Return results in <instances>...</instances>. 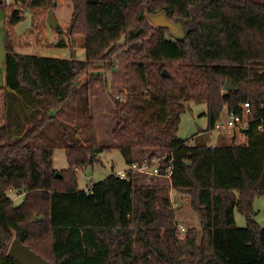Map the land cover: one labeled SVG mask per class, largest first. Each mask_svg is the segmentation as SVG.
Instances as JSON below:
<instances>
[{"label":"trees","instance_id":"16d2710c","mask_svg":"<svg viewBox=\"0 0 264 264\" xmlns=\"http://www.w3.org/2000/svg\"><path fill=\"white\" fill-rule=\"evenodd\" d=\"M72 1L68 34L84 35V60L15 50L14 26L27 14L34 20L36 10L48 17L58 0H14L3 8L0 264H20L8 254L14 239L52 264H264V227L252 210L254 197L264 194V0ZM158 12L191 26L175 41L177 59L193 81L192 99L206 103L207 131L215 129L225 110L242 115L249 102L246 142L220 136L210 145L202 132L199 142L176 143L175 113L157 125L119 109L112 134L125 161L129 165L167 155L161 174L128 172L121 178L113 173L80 189L71 167L93 164L110 147L98 144L96 137L98 107L92 92L101 77L92 74L82 84L79 78L96 63L109 61L121 39L129 45L144 41L151 28L169 31L149 23V13ZM227 81L235 89L224 90ZM63 121L75 130L88 128L91 144L78 145ZM61 147L69 167L60 173L53 156ZM171 190L191 197L201 237L197 227L178 235ZM10 191L23 192L22 203L15 204ZM236 208L246 216L245 227L236 225Z\"/></svg>","mask_w":264,"mask_h":264},{"label":"rangeland","instance_id":"374dc122","mask_svg":"<svg viewBox=\"0 0 264 264\" xmlns=\"http://www.w3.org/2000/svg\"><path fill=\"white\" fill-rule=\"evenodd\" d=\"M13 1L10 0V3L7 4L6 0H0V86L5 84L6 61L5 26L7 16L3 8L14 4ZM54 10L60 23L58 27L61 32H57V28H51L45 11L36 10L34 20H32V14H27L25 19L14 26L15 50L20 53L60 58H70L74 55L76 59L84 60L86 55L84 35L76 33L70 36L68 34L73 14V1L58 0ZM147 19L156 29L148 16ZM185 24V27H191L189 24ZM150 30V35L144 41H135V44L128 45L124 38L121 39L118 51L109 61L96 63V67L92 69L91 73H84L79 78V83L82 84L91 79L92 74L101 77L100 82L94 84L92 92L94 105L101 113L98 111L95 113L96 137L98 144L110 147L100 153L98 160L93 164H87L84 167H71V171L77 176L80 189L88 190L93 183L99 182L113 173L117 175L120 170H128V164L112 134V128L116 125L114 117L119 109L123 114L131 113L141 122L149 119L157 125H163L167 122L168 117H172V113H175L173 121L178 120V129L174 140L176 143L179 140H187L190 144L199 142L202 138L197 140L196 138L202 132H206L205 134L209 136L208 144L210 145L217 144L220 136H224L226 139L235 136L238 144L246 142V136L240 129H236L233 134L215 129L207 131L209 124L206 103L192 99V97H196V90L193 87L192 79L183 67L184 63L177 59L175 38L167 30L153 31L152 28ZM59 41H63L64 44L68 42V44L67 46H58ZM164 69L169 71V77L162 76L161 73ZM2 105L3 94L0 92V112ZM110 107L112 108L110 109ZM225 111L223 114L226 113ZM178 112L180 113L177 117ZM70 134L71 138L80 146H89L92 142L88 128L71 131ZM53 158L54 168L60 173L65 172L61 170L68 168L69 162L64 148H57ZM171 192L177 224L184 226L186 230L197 227L199 237H201L200 220L192 207L191 197L186 193H176L173 190ZM9 194L15 204L22 203L23 192L10 191ZM252 210L254 220L260 227H264V194L254 197ZM235 221L238 227L242 228L247 225L246 216L239 208L235 209ZM186 232L177 231L180 237H183ZM47 243V240L41 241L42 245Z\"/></svg>","mask_w":264,"mask_h":264},{"label":"water","instance_id":"95a60500","mask_svg":"<svg viewBox=\"0 0 264 264\" xmlns=\"http://www.w3.org/2000/svg\"><path fill=\"white\" fill-rule=\"evenodd\" d=\"M149 17L155 26L159 28H167L169 30V34L175 38V40L185 37L188 30L191 28L185 27L186 24L181 19L171 20L164 12L154 14L149 13ZM47 21L52 29H56L59 26L60 23L57 20L53 9L48 11ZM161 74L164 77H169L170 75L167 69H164ZM231 89H235V86L227 81L224 85V90ZM187 163H189V161H187ZM8 254L20 264H52L40 254L33 251L29 246L21 243L18 239H14L12 241Z\"/></svg>","mask_w":264,"mask_h":264},{"label":"built area","instance_id":"2783aa9c","mask_svg":"<svg viewBox=\"0 0 264 264\" xmlns=\"http://www.w3.org/2000/svg\"><path fill=\"white\" fill-rule=\"evenodd\" d=\"M7 4L10 3V0H6ZM23 14H27L25 11ZM244 114H236L234 112L226 111L225 114L215 124V130L220 132L226 131L227 134H233L236 129H240L241 132L246 130L249 127L250 119L249 115L251 113L250 103L245 102L243 105ZM167 155H163L153 160H144L143 162H134L128 165V170H120L117 175L121 178H125L128 172H140L147 175H160V165L165 161ZM172 160L169 165L166 166V177L169 178L172 173ZM178 230L181 232L185 231V227L182 225L177 226Z\"/></svg>","mask_w":264,"mask_h":264},{"label":"crops","instance_id":"0c3cea01","mask_svg":"<svg viewBox=\"0 0 264 264\" xmlns=\"http://www.w3.org/2000/svg\"><path fill=\"white\" fill-rule=\"evenodd\" d=\"M0 87H5V84L4 85H1ZM226 112V111H225ZM63 123L65 124V126L71 131H75V129L72 127L73 125L69 122H66V121H63Z\"/></svg>","mask_w":264,"mask_h":264}]
</instances>
